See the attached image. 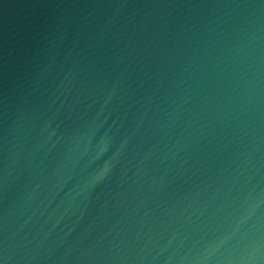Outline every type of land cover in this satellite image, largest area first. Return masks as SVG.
Listing matches in <instances>:
<instances>
[{"label":"water","instance_id":"1","mask_svg":"<svg viewBox=\"0 0 264 264\" xmlns=\"http://www.w3.org/2000/svg\"><path fill=\"white\" fill-rule=\"evenodd\" d=\"M0 264H264V0H0Z\"/></svg>","mask_w":264,"mask_h":264}]
</instances>
